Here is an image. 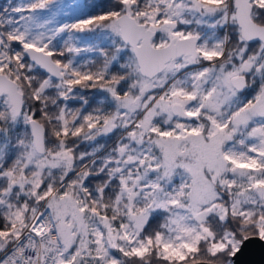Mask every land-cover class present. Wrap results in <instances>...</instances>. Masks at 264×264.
I'll list each match as a JSON object with an SVG mask.
<instances>
[{"label":"snow or ice","instance_id":"1","mask_svg":"<svg viewBox=\"0 0 264 264\" xmlns=\"http://www.w3.org/2000/svg\"><path fill=\"white\" fill-rule=\"evenodd\" d=\"M85 9L0 11V264H240L264 243V0Z\"/></svg>","mask_w":264,"mask_h":264},{"label":"trees","instance_id":"2","mask_svg":"<svg viewBox=\"0 0 264 264\" xmlns=\"http://www.w3.org/2000/svg\"><path fill=\"white\" fill-rule=\"evenodd\" d=\"M18 2V0H0V11L3 10V8L7 7L9 3L15 5ZM82 4L86 5L85 14L86 15H93L98 14L100 11L104 10L109 6L110 0H81ZM89 37L88 35L85 36V40H87ZM95 58L97 63L99 62V54L98 53H83L78 57L80 60H87ZM89 95L94 94L93 92H89ZM100 143H105L106 145H112L114 143V138H101ZM83 147V146H82Z\"/></svg>","mask_w":264,"mask_h":264},{"label":"water","instance_id":"3","mask_svg":"<svg viewBox=\"0 0 264 264\" xmlns=\"http://www.w3.org/2000/svg\"><path fill=\"white\" fill-rule=\"evenodd\" d=\"M240 264H264V243L253 240L238 257Z\"/></svg>","mask_w":264,"mask_h":264},{"label":"rangeland","instance_id":"4","mask_svg":"<svg viewBox=\"0 0 264 264\" xmlns=\"http://www.w3.org/2000/svg\"><path fill=\"white\" fill-rule=\"evenodd\" d=\"M78 2H80V3H81V0H78Z\"/></svg>","mask_w":264,"mask_h":264}]
</instances>
